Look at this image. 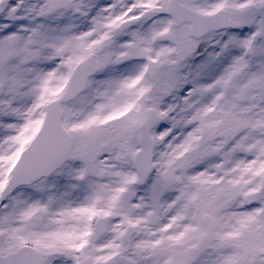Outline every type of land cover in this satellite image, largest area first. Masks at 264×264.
<instances>
[{"label":"snow or ice","instance_id":"snow-or-ice-1","mask_svg":"<svg viewBox=\"0 0 264 264\" xmlns=\"http://www.w3.org/2000/svg\"><path fill=\"white\" fill-rule=\"evenodd\" d=\"M0 264H264V0H0Z\"/></svg>","mask_w":264,"mask_h":264}]
</instances>
